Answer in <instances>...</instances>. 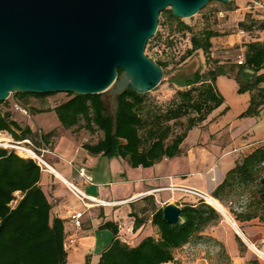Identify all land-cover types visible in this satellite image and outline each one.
Listing matches in <instances>:
<instances>
[{"label": "trees", "instance_id": "16d2710c", "mask_svg": "<svg viewBox=\"0 0 264 264\" xmlns=\"http://www.w3.org/2000/svg\"><path fill=\"white\" fill-rule=\"evenodd\" d=\"M235 10L231 0L221 8L214 7L204 20ZM160 17L164 23L175 25L178 32L190 35V47L180 58L181 63L171 68L163 61L170 48L162 43L161 33H156L149 42L157 40L154 48L160 60L151 59L163 69L164 76H169L167 82L178 88L175 98L164 109L155 107L148 93L137 94L128 89L114 96L112 108L105 103L104 93L67 94L69 98L65 102L45 108L30 105L29 98L44 100L52 94L14 93V97L31 115L53 112L63 130L100 133L96 142L83 144V149L91 155L122 159L131 168H151L164 159L180 157L181 145L189 131L205 122L224 104L216 84L220 76L235 79L238 93L249 94V105L240 118L261 114L264 109V87L261 86L264 84V39L248 41L244 46L243 63L238 65L236 61L227 67L211 56L214 40L223 33L211 28L195 33L182 19L174 17L170 9L164 10ZM246 19L236 24L238 31L264 34V18ZM199 52L205 62H211L213 66L206 73L198 68L189 76L177 74L182 65ZM117 73L120 77L123 72L118 70ZM4 104L6 102H0V106ZM179 125L181 128L177 131ZM0 131L15 141L31 140L35 135L29 126L22 127L15 121L10 111L1 109ZM54 134L51 131L42 138L47 142ZM41 175L34 160L23 159L11 150L0 148V264H67L64 222L51 218L52 206L39 185ZM246 195L250 200L239 206L241 211L229 209L234 221L258 220L264 226V145L247 151L210 194L221 205L239 203V198ZM144 200L146 205L140 209V215L130 214L134 218L133 231L150 219L157 238L145 237L137 246L131 247L118 238L117 225L104 223L101 228L110 230L113 238L100 254L97 264H180L175 259V251L191 245L196 239L214 242L220 247V256L230 260L224 246L204 234L208 227L222 220L221 214L211 205L202 199L183 203L181 216L185 223L175 226L163 219L162 208L156 207L152 196ZM236 239L243 245L237 236ZM246 264L261 263L252 258Z\"/></svg>", "mask_w": 264, "mask_h": 264}, {"label": "water", "instance_id": "95a60500", "mask_svg": "<svg viewBox=\"0 0 264 264\" xmlns=\"http://www.w3.org/2000/svg\"><path fill=\"white\" fill-rule=\"evenodd\" d=\"M230 1L0 0V102L14 93H150L164 80L145 54L160 14L170 9L189 19L210 2ZM162 215L171 225L185 223L176 203Z\"/></svg>", "mask_w": 264, "mask_h": 264}, {"label": "rangeland", "instance_id": "374dc122", "mask_svg": "<svg viewBox=\"0 0 264 264\" xmlns=\"http://www.w3.org/2000/svg\"><path fill=\"white\" fill-rule=\"evenodd\" d=\"M222 5V3H211L194 17L183 19V22L191 26L195 33H199L205 28L215 29L223 33V36L214 40L215 45L211 56L213 59L219 61L220 64L228 67L236 64L238 55L244 52V46L248 41L256 38L262 40L264 39V34L256 32L244 34L238 31L235 27L238 23L237 20L225 12H221L222 15L219 13L217 16H211L208 21L204 20V16L214 7L221 8ZM246 21L248 20L246 19ZM156 33H161L162 43L170 48L169 53L164 57L163 61L169 63V68L179 65L181 63L180 58L190 47V35L188 33L178 32L175 29V25L164 23V19L161 17H159ZM228 33L230 35H240V42L234 43L232 39H228ZM149 42L146 46V54L154 60H160L154 48L157 40L151 44ZM196 55L183 64L177 74L189 76L198 68L202 73H206L213 66V63L210 62L207 64L205 62L202 52ZM168 78L169 76H164L162 83L155 90L148 93V97L153 101L155 107L164 109L175 98V93L178 88L169 84L167 82ZM216 84L220 95L224 99L223 106L214 111L201 125L189 131L185 141L181 145L180 157L170 162L171 169L174 172H181L177 173L178 183L197 189L202 194L209 195L223 180L225 174L242 159V156L247 151L264 145V117L259 114L257 117L240 118V115L249 105L248 93L239 94L238 83L233 78L224 79L223 76H220ZM261 86L264 87V84ZM68 98L67 94L59 93L52 94L44 100L36 98H29V100L30 105L45 108L47 106L55 107L68 100ZM103 99L107 106L112 108L114 95L111 90L104 93ZM4 102L6 104L1 105L0 109L10 111L12 118L15 121H19L22 127L26 126V121H39L37 118H33L37 115H31L28 108L22 106L13 94ZM15 105L19 109H16ZM51 117L58 122L54 113H52ZM182 123H185V120ZM180 128L181 126L179 125L176 130L179 131ZM53 131L55 132L54 136L46 142L42 138L46 133L42 128H38L30 141L39 149L51 150L57 139L63 135H69V130H63L60 126ZM69 132L73 138H77V141L82 144L94 143L101 137L100 133L90 134L85 131L75 132L74 130ZM7 137L13 139L10 135H7ZM64 138L67 139L68 137L65 136ZM61 145L65 146L66 142L62 141L60 143ZM44 192L48 195L46 189H44ZM197 199L199 198L191 195H185L183 197L177 195L175 197V203L182 205L186 202H194ZM249 200V195H246L239 198V203L225 202L221 205L219 202L224 210V213L220 211L222 220L204 231L206 237L214 238L224 246L230 260H226L220 256V247L214 242L197 239L191 245L179 250V252H175V259L180 264H246L252 258H257L261 264H264L263 224L258 220L237 223L229 212L230 208H233L235 211H241L239 206L244 205ZM113 209L115 220L120 224V235L128 239L136 238L132 247L137 246L143 237L139 238V235L136 237L132 236L136 231H133V227L127 221L125 206L122 205ZM233 224L238 227L242 234L241 236L236 232ZM231 231H235L243 245L238 242L236 235L231 237ZM75 264L81 263L77 262Z\"/></svg>", "mask_w": 264, "mask_h": 264}, {"label": "crops", "instance_id": "0c3cea01", "mask_svg": "<svg viewBox=\"0 0 264 264\" xmlns=\"http://www.w3.org/2000/svg\"><path fill=\"white\" fill-rule=\"evenodd\" d=\"M235 11L229 12L237 22L246 18L262 20L250 6L249 0H234ZM234 43L240 42V35H230L227 37ZM224 79H228L223 76ZM218 80V79H217ZM249 97V95L247 94ZM249 102V99H248ZM53 112L39 114L33 118L39 121H26L32 131L42 128L45 133L51 132L60 126L59 121H55ZM45 115V116H43ZM19 123V121H17ZM69 135H63L57 139L51 150L44 155L46 162L55 173L51 171L42 172L40 187L48 192L45 194L52 206L51 218L63 220L66 238L72 239V243L65 248L67 251V264H97L100 254L110 245L113 235L110 230L102 229L104 223L111 222L118 226V238L132 247L135 239L124 238L120 235V224L116 222L114 209L125 206V216L133 227L134 218L130 214L138 213L145 205V198L152 196L157 208H163L168 203H175V197L186 194L182 191L170 189L171 186L190 188L177 182V173L171 169V160L164 159L151 168H131L124 160L119 158L107 159L100 155H91L82 147V143ZM68 138L65 139L64 137ZM66 142L65 146L60 143ZM64 144V143H63ZM177 159V158H175ZM168 166V167H164ZM84 167L92 175L94 185L90 186L77 177L76 170ZM64 181L77 185L86 195L96 199L113 203L107 207L85 208L80 201L67 189ZM197 190V189H195ZM199 191V190H198ZM211 192V191H210ZM181 207V205H179ZM80 212L81 229L77 230L70 222L72 214ZM140 215V214H139ZM231 237L238 236L235 231L230 232ZM155 237L157 233L151 225L150 219L144 222L132 236ZM177 249L175 252L185 248ZM175 255V254H174ZM89 258H88V257Z\"/></svg>", "mask_w": 264, "mask_h": 264}, {"label": "built area", "instance_id": "2783aa9c", "mask_svg": "<svg viewBox=\"0 0 264 264\" xmlns=\"http://www.w3.org/2000/svg\"><path fill=\"white\" fill-rule=\"evenodd\" d=\"M251 8L258 13L261 17L264 18V0H249ZM222 15V13H220ZM244 61L243 53L238 55L237 64L241 65ZM16 109H19L17 105H15ZM21 110V109H20ZM25 112V111H24ZM7 133L0 131V148L11 150L16 155L23 159H31L36 162V164L39 166L41 172H47L51 171L52 173H55L51 166L46 162L44 155L48 153L49 151L47 149H39L30 140H23V141H15L13 139H10L7 137ZM40 152V153H39ZM77 177L84 181L87 185L93 186L94 181L92 175L87 171L84 167H79L76 170ZM67 189L82 203V205L85 208H92V207H107L112 206L113 203L105 202L99 199H96L94 197H90L86 195L81 189L77 187L76 184L68 181H64ZM170 189L182 191L186 194H189L191 196H195L199 199H202L205 201L203 194L201 191L185 188V187H177V186H171ZM206 202V201H205ZM83 217V214L80 212L74 213L70 217V222L73 225V227L77 230L81 229V219ZM72 239H65V247L68 244L72 243ZM68 243V244H67ZM264 257V256H263Z\"/></svg>", "mask_w": 264, "mask_h": 264}, {"label": "bare ground", "instance_id": "6f19581e", "mask_svg": "<svg viewBox=\"0 0 264 264\" xmlns=\"http://www.w3.org/2000/svg\"><path fill=\"white\" fill-rule=\"evenodd\" d=\"M203 197L205 199V201L211 205L214 209H216L219 213H224V210H223V207L220 205L219 201L215 200L214 198H212L209 194H203ZM221 211V212H220ZM236 232L241 236V232L240 230L238 229V227L233 224Z\"/></svg>", "mask_w": 264, "mask_h": 264}]
</instances>
